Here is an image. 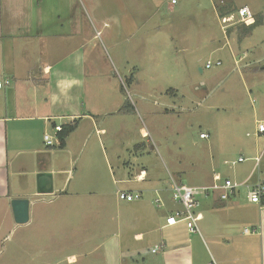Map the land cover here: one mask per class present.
<instances>
[{
    "label": "crops",
    "instance_id": "1",
    "mask_svg": "<svg viewBox=\"0 0 264 264\" xmlns=\"http://www.w3.org/2000/svg\"><path fill=\"white\" fill-rule=\"evenodd\" d=\"M51 1L0 0V80H11L0 88V244H10L0 246V264H264V203L249 201L245 187L228 201L218 193L202 200L200 233L185 222L166 224L180 207L171 179L118 152L120 143L127 148L117 136L127 110L117 74L102 75L95 56L79 53L78 19L57 13L63 0H54V10ZM242 7L230 24L223 20L232 13L221 17L223 27L241 22ZM248 16L251 25L257 16ZM56 125L72 127L63 146L44 138L56 135ZM253 166L232 168L233 178H247ZM215 169L205 184L216 174L231 178ZM40 172L52 174L51 192H40ZM251 180L264 182L263 159ZM119 190L142 198L121 200ZM158 193L165 207L155 204ZM16 198L30 200L26 223L15 220Z\"/></svg>",
    "mask_w": 264,
    "mask_h": 264
},
{
    "label": "rangeland",
    "instance_id": "2",
    "mask_svg": "<svg viewBox=\"0 0 264 264\" xmlns=\"http://www.w3.org/2000/svg\"><path fill=\"white\" fill-rule=\"evenodd\" d=\"M244 5L260 19L253 32L243 35V22L223 27ZM222 7L232 13L223 23ZM61 11L78 19L79 53L95 56L102 75L112 68L123 87L127 127L117 136L127 148L120 143L118 152L131 163L139 156L133 167L202 185L217 166L233 178L232 168L255 165L248 151L264 150L254 134L256 119L264 120V0H63ZM239 154L247 161L233 164Z\"/></svg>",
    "mask_w": 264,
    "mask_h": 264
},
{
    "label": "built area",
    "instance_id": "3",
    "mask_svg": "<svg viewBox=\"0 0 264 264\" xmlns=\"http://www.w3.org/2000/svg\"><path fill=\"white\" fill-rule=\"evenodd\" d=\"M173 3H176V0H173ZM240 16L242 17L241 22H244L246 24H250L251 18L247 15H249V8L247 6L242 7L239 10ZM221 61H217L216 65H220ZM212 61H207L206 67L211 68L213 66ZM11 80H0V88L3 86L10 84ZM256 130H255V136L264 137V120H257L256 121ZM56 135H52L50 133H46L44 138L46 140V143L49 146H58L60 145V138L59 134L63 130L62 125H56L55 126ZM148 134L146 133L145 136ZM248 136L251 134L248 132ZM210 135L207 132H202L200 134L201 138H208ZM264 150L257 155L255 160V165L252 169L251 174L243 179V180H236L229 177L221 176L220 174H216L213 177V181L208 184H202V185H187L182 182H178L173 177L171 178V190H172V199L174 202H176L180 207L176 209L173 213H171L167 219L166 224L167 225H174L178 224L180 222H185L187 225V228L191 233H200V228L198 221L202 218V214L198 212V208L201 205V202L203 199L210 198L215 193H218L219 199L222 201H228L231 199L240 188L245 187L247 189V197L249 201L254 203H260L262 200V197L264 196V182L262 181H256L252 182L251 178L255 171L258 169L260 160L262 157V153ZM246 156H239V158L236 161H233V164L236 163H243L247 161ZM119 198L121 200L125 201H135L142 198V194L137 191L132 190H119L118 191ZM155 204L158 207H165V202L162 198V196L158 193L157 197L155 198ZM246 231H249V229H246ZM153 252H156V249L152 250Z\"/></svg>",
    "mask_w": 264,
    "mask_h": 264
},
{
    "label": "water",
    "instance_id": "4",
    "mask_svg": "<svg viewBox=\"0 0 264 264\" xmlns=\"http://www.w3.org/2000/svg\"><path fill=\"white\" fill-rule=\"evenodd\" d=\"M202 70V69H201ZM40 192L52 191V174L40 172L37 176ZM12 208L17 223L28 222L30 215V200L27 198H16L12 200Z\"/></svg>",
    "mask_w": 264,
    "mask_h": 264
},
{
    "label": "trees",
    "instance_id": "5",
    "mask_svg": "<svg viewBox=\"0 0 264 264\" xmlns=\"http://www.w3.org/2000/svg\"><path fill=\"white\" fill-rule=\"evenodd\" d=\"M230 10H227L226 8H224V7H222V8H220V14H221V16H226V15H228V13L227 12H229ZM260 19L259 18H257L256 20H255V22L253 23V24H251V25H246V24H242V26H243V29H244V31H245V33L244 34H247V33H251V31L253 30V28L256 26V25H258L259 23H260V21H259ZM243 31V32H244ZM72 129V127L70 128H67V127H63V130L60 132V139H61V146H63L64 145V143H65V138H66V136H67V134L70 132V130ZM262 200H263V203H264V196L262 197Z\"/></svg>",
    "mask_w": 264,
    "mask_h": 264
}]
</instances>
